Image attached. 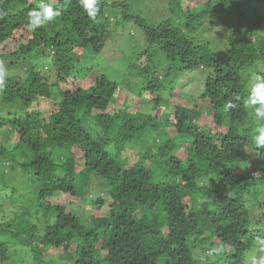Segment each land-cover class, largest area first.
<instances>
[{
    "label": "trees",
    "instance_id": "trees-1",
    "mask_svg": "<svg viewBox=\"0 0 264 264\" xmlns=\"http://www.w3.org/2000/svg\"><path fill=\"white\" fill-rule=\"evenodd\" d=\"M175 1L196 12L184 23L193 26V38L172 21L144 25L148 47L135 58L134 71L143 79L141 92L154 94L153 108L161 113L164 100L175 103L163 116L176 136L167 134L156 150L123 156L129 143L165 127L131 107V84L120 99L117 82L106 75L89 79L93 68H85L84 58L104 49L114 4L97 0L90 17L80 0H0V52L17 59L15 67L35 51L52 61L48 73L31 65L26 74L2 73L0 81L3 103L21 105V113L3 115L0 101V141L5 128L14 134L10 147L0 144V159L31 177L37 215L47 223L42 232L36 226L34 235L22 233L31 264H204L200 252L209 249L226 264L264 258V148L254 139L264 119H252L245 75L264 64V0H198L195 7ZM41 3L58 15L31 28L28 13ZM207 12L219 20L221 55L194 36ZM155 52L160 60L154 63ZM185 75L202 84L193 101ZM229 101L236 106L226 111ZM96 178L108 196L83 199ZM77 202L93 207L88 219L73 213ZM55 253L60 263L46 259ZM8 261V245L0 240V264Z\"/></svg>",
    "mask_w": 264,
    "mask_h": 264
},
{
    "label": "rangeland",
    "instance_id": "rangeland-1",
    "mask_svg": "<svg viewBox=\"0 0 264 264\" xmlns=\"http://www.w3.org/2000/svg\"><path fill=\"white\" fill-rule=\"evenodd\" d=\"M102 1L114 4V9L109 11L111 18L113 19L109 22L110 35L101 53L96 54L92 51L90 54L89 52L86 53L84 58V61L86 62L85 68L86 66L88 68H93L89 79L93 80L100 75H106L110 80L117 82L120 85V91L118 93L123 94V97L120 99L126 98V86L128 83L131 84L136 95L134 96V99L132 96H130V98L133 100L130 103L131 107H139V111L141 112L148 114L152 113L161 120L163 124L162 126L165 127L157 132L154 131L145 133L140 138H137L136 140L129 143L127 145L126 151L123 153V156L126 153H129L128 156H130L132 153H142L146 150H149L150 148L156 150L157 145L160 144L159 140H166L167 134L171 137L176 136V132L167 130L166 121L168 119L166 116H163V112H165V110L167 114H170L172 109L174 112L175 103L172 100H164L160 113L159 108H153L152 101L154 94L147 92L144 95V92H141L142 88L140 85L143 79L140 78L137 73H135L134 63H136L135 58H137L141 53L145 52L148 47L144 25L158 26L166 21H172L171 24L174 27H178L180 24H182L187 34L193 38V26H187L184 25V23L187 20L190 21V19L193 18V14H196V12H193V8L190 9L189 13L183 8L180 9L178 5L175 4V0ZM189 1L192 7L198 6V0ZM188 7L190 8V4H188L186 9ZM125 10L129 14L127 17H125L124 14ZM200 11L201 10H199L197 13H201ZM190 15L191 17H189ZM209 15L210 14L208 12L202 13V19H198L200 20V23H202V26L195 25L196 29L194 30L197 32V35L194 36L199 38L201 42L210 43L212 45L211 49L213 50L214 54L221 55L225 47V40L222 39L223 35L221 29L219 28V24H217L219 20L216 22L214 17ZM206 17H208V20L206 19L205 21ZM203 22L205 23L203 24ZM216 41L219 42L217 43ZM22 42H25L24 38H22ZM15 48H20V45L15 44ZM37 52L38 51H35L32 57H27L28 60H18L16 67L12 64L16 63L17 59H14L9 54L6 55V53L4 54L0 52L4 56L0 57V81H2V73L6 72L7 74L13 75L20 72L22 74H26L29 71L31 65H37L39 68L45 69L43 74L48 73L49 68L52 70L51 58H43V56L38 55ZM36 55L40 58H37ZM153 57L154 63L158 62L160 60V53H153ZM161 58L165 60L163 55ZM165 69L166 66L164 65L161 72L163 73V70ZM256 71H259L262 74L261 79H264V64L262 61H259L256 66L250 69L248 74H245L248 80L247 87L250 90L252 82L254 81L255 77H257ZM184 77H186L188 83L185 92L191 95L189 99L193 101V99H195L200 93L198 85L201 88L202 84L200 80L192 81L193 77L188 75H185ZM191 82L193 83L190 84ZM143 96L145 97L143 98ZM0 101L2 103L4 102L1 96ZM3 105V115H8L9 113L16 114L18 112L21 113V110H19L21 106L19 102H17L16 105H5L4 103ZM256 107H258V105L249 106L253 113V120H256L257 118L254 112ZM171 118L173 119V116ZM89 129L93 133L98 131L97 125H89ZM2 133L6 137L4 141H0V144H5L8 145L7 147H10L13 143L12 141L14 140L13 129L11 127H7ZM6 163L7 161L2 163L0 159V178L4 179L5 181H3L7 184L3 185V183L0 182V240L7 243L9 248V261L7 264H31L33 259L31 257V252H29L31 247L26 246L25 241L21 239L22 233H24L27 238L30 235H34L32 232L34 227H40L42 232L44 229L43 227L46 226L47 223L42 213L38 214L39 216L37 215V188L34 185V182H32L31 177L23 172L18 164ZM92 182L93 183L90 190L87 191L83 199H89L90 196L99 198H105L108 196L107 188L99 178L94 179ZM92 211L93 207L91 205H82L80 202H77V205H75L73 209V213L75 215L85 220L90 217ZM8 225H10V227H8ZM35 236L36 239L33 241L34 244L38 243L40 239L39 233L38 235L35 233ZM30 239L32 240V238ZM196 245L198 244L195 243V246ZM200 256L204 259V264H226V259L221 260L218 254H215L214 249L207 250L203 256L200 252ZM251 256L252 255H249L243 263L252 264L250 259ZM46 259L50 261L55 260L59 263L61 262L60 258L57 256V253L46 257ZM257 262H259V259H257Z\"/></svg>",
    "mask_w": 264,
    "mask_h": 264
},
{
    "label": "clouds",
    "instance_id": "clouds-1",
    "mask_svg": "<svg viewBox=\"0 0 264 264\" xmlns=\"http://www.w3.org/2000/svg\"><path fill=\"white\" fill-rule=\"evenodd\" d=\"M96 3L97 0H80V4L84 9L88 10V15L90 17H95L96 15ZM56 15H58V13L53 11V6L50 3H41L39 11L32 10L28 13L30 20L29 27H38L47 21L53 20ZM237 99H239V97H237ZM246 103L247 105H258V107L254 109L255 116L258 119H264V79L255 77L251 84V91ZM235 106L236 105L230 101L226 102L225 110L227 111ZM254 139L259 148H264V127L259 129L258 135ZM260 244L261 250H264V240H262ZM250 259L252 264H264V258H261L259 262H257L255 254H253Z\"/></svg>",
    "mask_w": 264,
    "mask_h": 264
}]
</instances>
